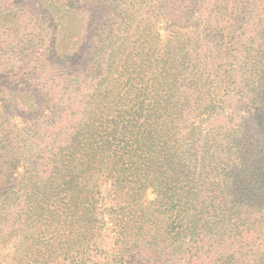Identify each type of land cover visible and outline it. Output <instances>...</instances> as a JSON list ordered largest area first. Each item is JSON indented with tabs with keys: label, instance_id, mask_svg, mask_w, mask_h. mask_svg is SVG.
<instances>
[{
	"label": "trees",
	"instance_id": "obj_1",
	"mask_svg": "<svg viewBox=\"0 0 264 264\" xmlns=\"http://www.w3.org/2000/svg\"><path fill=\"white\" fill-rule=\"evenodd\" d=\"M44 1L0 0V264H264V0Z\"/></svg>",
	"mask_w": 264,
	"mask_h": 264
},
{
	"label": "rangeland",
	"instance_id": "obj_2",
	"mask_svg": "<svg viewBox=\"0 0 264 264\" xmlns=\"http://www.w3.org/2000/svg\"><path fill=\"white\" fill-rule=\"evenodd\" d=\"M18 2L22 3L25 5V10H27L33 17H40L43 18L44 20L49 17V8H48V4L44 1V0H17ZM59 4H61L62 2H64L65 0H57ZM84 6H86V8H84ZM73 12L71 15V21L69 23V33L71 34V37L73 38V40L79 39V32H81V29L83 26H85L90 19V16L92 17H101L105 11V8L97 5L96 3H88V5H86L85 3H81L78 0H74L73 2ZM80 16V19L76 16ZM81 15H85L86 16V20H83ZM45 22V21H44ZM33 26V24H31ZM89 27V26H88ZM165 32V29L163 30V33ZM46 30H45V24H44V32H40L37 31L35 32L36 34L39 35H44V40L46 39L45 36ZM60 34H62V32H60ZM38 35V36H39ZM10 80V79H9ZM11 81V80H10ZM3 82L0 80V83ZM10 83V82H9ZM33 87H31L32 89H34V85H31ZM22 113V110H20V114ZM22 171V168L19 169V172ZM14 176L19 177L20 175L18 173H16ZM155 198V193H153L152 189H148L144 199L146 201H150L152 199ZM106 244H110L112 241V238H107L106 237ZM9 251L10 247H8L7 249L4 250L5 251Z\"/></svg>",
	"mask_w": 264,
	"mask_h": 264
}]
</instances>
